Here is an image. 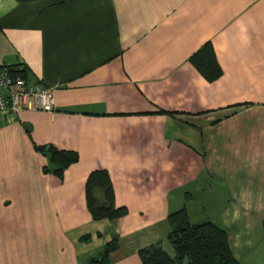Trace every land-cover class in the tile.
<instances>
[{
	"label": "crops",
	"instance_id": "obj_1",
	"mask_svg": "<svg viewBox=\"0 0 264 264\" xmlns=\"http://www.w3.org/2000/svg\"><path fill=\"white\" fill-rule=\"evenodd\" d=\"M206 40L212 81L188 61ZM17 64L53 110L0 115V264H87L113 236L106 264L156 242L172 256L182 207L264 264V0H0V65ZM44 144L77 153L61 178L41 170ZM96 169L124 215L91 218Z\"/></svg>",
	"mask_w": 264,
	"mask_h": 264
},
{
	"label": "trees",
	"instance_id": "obj_2",
	"mask_svg": "<svg viewBox=\"0 0 264 264\" xmlns=\"http://www.w3.org/2000/svg\"><path fill=\"white\" fill-rule=\"evenodd\" d=\"M188 61L207 81L215 80L221 74L209 40L204 41L188 57ZM0 68H5L11 75L30 81L22 64L0 65ZM33 149L46 159L41 170L44 173L50 172L57 178H61L63 170L77 160L75 151L58 149L50 144L33 145ZM84 198L93 220H112L126 213L124 207H115L111 182L104 169L92 170L87 174L84 181ZM166 221L165 238L171 246L173 255L169 256L160 243L156 242L137 250L141 264H239L231 255L226 233L221 226L208 220L190 221L184 207L169 212ZM86 237L87 235L82 236L83 239ZM115 247L116 236H113L103 244L97 256L87 260V264H106L108 253Z\"/></svg>",
	"mask_w": 264,
	"mask_h": 264
},
{
	"label": "built area",
	"instance_id": "obj_3",
	"mask_svg": "<svg viewBox=\"0 0 264 264\" xmlns=\"http://www.w3.org/2000/svg\"><path fill=\"white\" fill-rule=\"evenodd\" d=\"M22 108L51 112L53 98L50 89L0 68V115L12 121L16 111Z\"/></svg>",
	"mask_w": 264,
	"mask_h": 264
},
{
	"label": "rangeland",
	"instance_id": "obj_4",
	"mask_svg": "<svg viewBox=\"0 0 264 264\" xmlns=\"http://www.w3.org/2000/svg\"><path fill=\"white\" fill-rule=\"evenodd\" d=\"M172 212V211H171Z\"/></svg>",
	"mask_w": 264,
	"mask_h": 264
}]
</instances>
